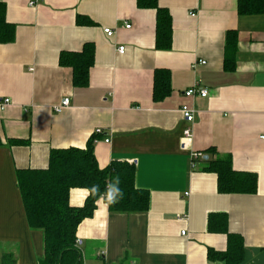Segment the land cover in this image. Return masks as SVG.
Returning a JSON list of instances; mask_svg holds the SVG:
<instances>
[{"label":"crops","instance_id":"obj_1","mask_svg":"<svg viewBox=\"0 0 264 264\" xmlns=\"http://www.w3.org/2000/svg\"><path fill=\"white\" fill-rule=\"evenodd\" d=\"M31 1L0 0L15 27L14 40L0 43V101L10 100L0 108V264L5 254L15 264H38L45 254L43 232L28 224L17 171L48 167L52 149L85 148L98 130V165L133 163L135 184L151 200L146 212L122 213L99 198L77 228L82 264H225L208 255L228 241L209 228L211 214L227 216L228 231L242 236L239 264H264V10L240 15L238 0H158L173 26L165 50L156 45L158 11L137 0ZM79 16L92 23H78ZM231 30L238 38L230 71ZM88 42L96 52L91 82L77 88L59 58ZM158 69L170 71L172 92L155 102ZM196 85L208 95L185 96ZM64 98L69 105L57 112ZM185 103L195 110L192 123L181 112ZM189 125L192 138L183 144ZM217 155L255 173L257 191L219 192L217 174L200 167V159ZM88 195L73 188L70 204L82 206Z\"/></svg>","mask_w":264,"mask_h":264},{"label":"trees","instance_id":"obj_2","mask_svg":"<svg viewBox=\"0 0 264 264\" xmlns=\"http://www.w3.org/2000/svg\"><path fill=\"white\" fill-rule=\"evenodd\" d=\"M140 8H155L157 12L156 45L158 49L168 50L172 46V19L169 11L160 8L158 0H137ZM264 10V0H238V12L258 14ZM78 23L91 24L86 17L79 16ZM15 27L5 20V5L0 2V43L14 40ZM237 32L231 30L226 36L224 68L235 69L234 53L237 47ZM95 46L85 43L79 52H61L59 62L63 67L72 69V83L77 88L88 87L90 70L94 65ZM171 73L167 69H158L154 74L153 100L163 101L171 95ZM100 134V133H99ZM94 134L85 148L69 147L52 149L48 167L42 169H19L17 182L23 199L27 221L31 229L43 232L44 255L38 264H82L81 251L76 236L80 223L91 217L96 202L106 191V183L114 177L120 178L119 187L123 198L109 205L110 211L122 213L146 212L150 206V193L135 184L136 168L127 161H112L101 168L94 154V141L100 135ZM12 145H26L27 140L11 139ZM0 145L2 141L0 140ZM209 153H217L213 148ZM206 172L218 176V191L221 193H251L257 191V175L253 172L237 171L233 167L231 155H217L216 158L200 159ZM99 186V194L92 195L82 206L70 204V191L84 188L88 191ZM227 216L211 214L209 228L227 233L225 251L209 250V258L219 259L225 264H239L244 258L242 236L227 229ZM1 264H15L12 255H3Z\"/></svg>","mask_w":264,"mask_h":264},{"label":"built area","instance_id":"obj_3","mask_svg":"<svg viewBox=\"0 0 264 264\" xmlns=\"http://www.w3.org/2000/svg\"><path fill=\"white\" fill-rule=\"evenodd\" d=\"M37 2V0H32L30 2V5H33ZM127 28L130 26L127 25ZM104 32L108 36H112L114 34V31L111 30V28H105ZM124 47L121 46L119 47V52H123ZM201 63H205V61H201ZM193 95H199L200 97H206L208 95V90L205 87H201L199 85L193 86L189 88L188 90L185 91V96L191 97ZM8 104H10V100L5 98L4 100L0 101V108L4 109ZM69 105V99L64 98L59 106H57L56 111L61 112L63 108L67 107ZM181 112L183 114V117L187 123H192L195 117V110L189 106L188 104H184L181 107ZM101 133V130H98L97 134ZM261 139H264V134L259 136ZM192 138V128L189 126H186L185 129L183 130V144H186V141H189ZM106 141H109L108 139ZM193 156L196 158H201L202 153H194ZM182 234L185 235V231H182Z\"/></svg>","mask_w":264,"mask_h":264},{"label":"clouds","instance_id":"obj_4","mask_svg":"<svg viewBox=\"0 0 264 264\" xmlns=\"http://www.w3.org/2000/svg\"><path fill=\"white\" fill-rule=\"evenodd\" d=\"M121 181L120 178L114 177L112 180H109L106 183V191L101 195V199L105 200L108 205L118 203L120 199L123 198V190L119 187ZM90 194L97 195L99 194V186L94 185L90 190Z\"/></svg>","mask_w":264,"mask_h":264}]
</instances>
